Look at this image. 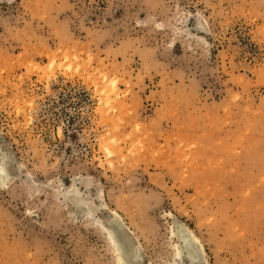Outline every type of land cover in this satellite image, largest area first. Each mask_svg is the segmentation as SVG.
<instances>
[{
    "label": "rangeland",
    "instance_id": "rangeland-1",
    "mask_svg": "<svg viewBox=\"0 0 264 264\" xmlns=\"http://www.w3.org/2000/svg\"><path fill=\"white\" fill-rule=\"evenodd\" d=\"M0 146V264H264V0H0Z\"/></svg>",
    "mask_w": 264,
    "mask_h": 264
},
{
    "label": "bare ground",
    "instance_id": "bare-ground-1",
    "mask_svg": "<svg viewBox=\"0 0 264 264\" xmlns=\"http://www.w3.org/2000/svg\"><path fill=\"white\" fill-rule=\"evenodd\" d=\"M199 23V22H198ZM70 67V65H69ZM2 147V146H0ZM11 154V153H10ZM17 163V162H16ZM11 158L0 149V183H4L11 175ZM19 167V165H18ZM77 186L73 183L68 188L63 187V194L66 199H71L74 204L86 214H92L94 208L86 203L85 199L79 195ZM62 194V195H63ZM112 218L106 224H101L105 230V237L111 246L113 255L122 264H136L139 262V249L134 243L130 234L124 230L119 223V216L116 212H110ZM122 221V220H121ZM173 234L176 244L173 248L174 261L171 264H204L202 250L197 238L189 229L180 222L174 221ZM184 258V260H183Z\"/></svg>",
    "mask_w": 264,
    "mask_h": 264
}]
</instances>
